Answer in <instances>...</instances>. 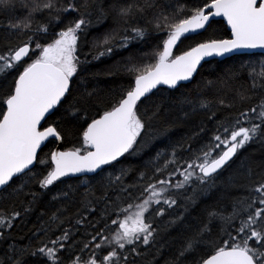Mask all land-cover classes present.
<instances>
[{"label":"snow or ice","instance_id":"1","mask_svg":"<svg viewBox=\"0 0 264 264\" xmlns=\"http://www.w3.org/2000/svg\"><path fill=\"white\" fill-rule=\"evenodd\" d=\"M0 15V264H264V61L200 71L264 49V0H0ZM116 56L115 96L76 81ZM221 106L237 110L196 149L203 126L125 164Z\"/></svg>","mask_w":264,"mask_h":264},{"label":"trees","instance_id":"2","mask_svg":"<svg viewBox=\"0 0 264 264\" xmlns=\"http://www.w3.org/2000/svg\"><path fill=\"white\" fill-rule=\"evenodd\" d=\"M180 2H183V0H180ZM14 15L16 17H23L26 15V11L17 5ZM0 21H5V17L3 15H0ZM6 22V21H5ZM215 30V34L219 38H228L229 37V31L227 30L226 25L223 23L222 20L216 19V22L213 23L212 29H209V32H212ZM91 37H89L90 39ZM193 39H199L190 37L187 40H184L183 43L180 44V48L183 50L185 49L189 44L193 42ZM15 42V41H13ZM88 49L85 48L84 51H87ZM123 55H127V53H123ZM83 58V57H82ZM121 57L116 56L112 58H104L102 61H92L91 63L87 64L85 66V69L80 72V75L76 78L77 82H82L87 85L89 89H96L99 96L101 98H107L110 96H115L118 94L122 88L127 87L128 80L127 78L120 76V75H109L108 69L112 64H114L117 60H119ZM91 59V57H89ZM209 63L203 64V67L201 68V74L203 76H215L221 68H224L227 65H233V64H240L242 62L247 63L249 61L256 63L258 61H264V54L262 53H242V54H235L230 57H227L223 60H216L212 59L209 60ZM200 79V76H197V80ZM186 85L185 88L179 89L175 94L179 95L180 92H186L190 91L193 85L184 83ZM74 90H76L74 88ZM82 91L83 89H78ZM155 91V90H154ZM164 89H161V92H157L156 95L159 96ZM226 91V90H225ZM221 95L224 96L225 102L227 103L228 100L231 99V92H227L225 95L224 93H221ZM214 111H217V115L213 119H207L205 118L204 114L198 115L194 118V120L191 123H185L181 126L174 129L170 135L169 139H163L155 142L150 147L146 148L144 153L137 157H129L125 164H130L133 166H137L142 164V162L147 161L149 157L155 155V153L164 148L166 145L173 143L175 141L180 140L182 137H187L192 134L193 131H199L198 126H203L205 131L201 133L198 140L192 142V148L193 150L199 147L201 143H205L208 141V139L215 133L216 128V122L218 120H224L229 116V113L232 114L235 113L237 109H225L223 106L217 109H213ZM210 115V114H209ZM54 119V117L52 118ZM76 144V146H79L78 143L75 141L73 142ZM71 145H64V147H69ZM56 147L55 143H48L47 146L43 148V153H48L51 149ZM260 148L258 145H252L249 146L246 151L243 152V156H248L249 154H254L256 157L260 154ZM183 156L187 158L189 156L188 152H184ZM72 180H66V183H73ZM126 184H130L133 182L132 179H126ZM137 193L133 192V197H135ZM47 199V198H46ZM43 209H41L42 211ZM39 216V212L35 213L33 216L30 217L31 221L33 223L37 222V217ZM32 224H28L23 230L15 233L17 236V239H19L20 236L24 235L28 228H31ZM65 227H68V225H65ZM85 231L84 226H81V232L83 233ZM90 231V229H88ZM59 234V233H57ZM77 240L82 239V236L78 235L76 237ZM35 259V258H32Z\"/></svg>","mask_w":264,"mask_h":264},{"label":"water","instance_id":"3","mask_svg":"<svg viewBox=\"0 0 264 264\" xmlns=\"http://www.w3.org/2000/svg\"><path fill=\"white\" fill-rule=\"evenodd\" d=\"M216 19H218V20H222L223 23L226 25V21H225L223 18L217 17ZM226 27H227V25H226ZM227 30L230 32V29H229L228 27H227ZM228 38H230V36H229ZM242 53H263V54H264V49H259V48H257V49H246V50H240V51H238V52H236V53L229 54V55L226 56V57H215V58H208V59H209V60H212V59L223 60V59H225V58H227V57H230V56H232V55H235V54H242ZM182 83H187V82H182ZM165 87H166V86H165Z\"/></svg>","mask_w":264,"mask_h":264}]
</instances>
